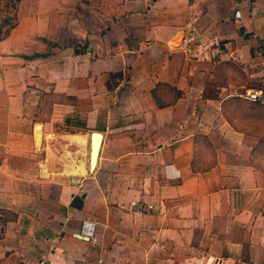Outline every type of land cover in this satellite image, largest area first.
Returning a JSON list of instances; mask_svg holds the SVG:
<instances>
[{"label":"crops","instance_id":"0c3cea01","mask_svg":"<svg viewBox=\"0 0 264 264\" xmlns=\"http://www.w3.org/2000/svg\"><path fill=\"white\" fill-rule=\"evenodd\" d=\"M236 2L0 0V264H264V0Z\"/></svg>","mask_w":264,"mask_h":264},{"label":"built area","instance_id":"2783aa9c","mask_svg":"<svg viewBox=\"0 0 264 264\" xmlns=\"http://www.w3.org/2000/svg\"><path fill=\"white\" fill-rule=\"evenodd\" d=\"M242 1H248V0H238V2L234 3L232 10V17L237 22L241 20V13L238 10V6L239 3ZM250 70L253 76L257 75L259 86L247 89L243 95H240V97H243L246 100L253 102L256 101L264 102V61L259 62L257 64H253L252 66H250ZM132 210L136 213H142L147 211L145 207H142L139 204H134ZM81 235L91 239L93 243L96 242L94 240V226L92 224L89 223L84 224L81 231Z\"/></svg>","mask_w":264,"mask_h":264},{"label":"water","instance_id":"95a60500","mask_svg":"<svg viewBox=\"0 0 264 264\" xmlns=\"http://www.w3.org/2000/svg\"><path fill=\"white\" fill-rule=\"evenodd\" d=\"M99 142H100V135L99 134H93V146L91 149V163H90L91 169L94 167L95 159H96V156L98 153Z\"/></svg>","mask_w":264,"mask_h":264},{"label":"trees","instance_id":"16d2710c","mask_svg":"<svg viewBox=\"0 0 264 264\" xmlns=\"http://www.w3.org/2000/svg\"><path fill=\"white\" fill-rule=\"evenodd\" d=\"M3 22H4L5 24H7V23H9V20L6 19V20H4ZM6 33H7V31L4 32V34H6Z\"/></svg>","mask_w":264,"mask_h":264},{"label":"bare ground","instance_id":"6f19581e","mask_svg":"<svg viewBox=\"0 0 264 264\" xmlns=\"http://www.w3.org/2000/svg\"><path fill=\"white\" fill-rule=\"evenodd\" d=\"M95 144V143H94ZM95 146V145H94ZM80 169V168H79ZM68 170V169H67Z\"/></svg>","mask_w":264,"mask_h":264}]
</instances>
